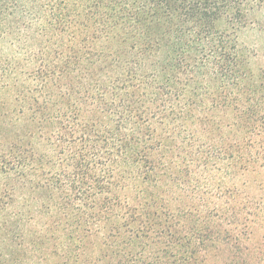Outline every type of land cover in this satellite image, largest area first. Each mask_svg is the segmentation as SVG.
<instances>
[{
  "label": "trees",
  "instance_id": "trees-1",
  "mask_svg": "<svg viewBox=\"0 0 264 264\" xmlns=\"http://www.w3.org/2000/svg\"><path fill=\"white\" fill-rule=\"evenodd\" d=\"M114 2L0 0V264H264V0Z\"/></svg>",
  "mask_w": 264,
  "mask_h": 264
},
{
  "label": "rangeland",
  "instance_id": "rangeland-1",
  "mask_svg": "<svg viewBox=\"0 0 264 264\" xmlns=\"http://www.w3.org/2000/svg\"><path fill=\"white\" fill-rule=\"evenodd\" d=\"M72 3L79 4V13L75 17L76 20L81 22H90L94 17L100 16L101 22H107L113 28L110 29L111 33L123 36L132 32L129 29L131 24H139L145 26L150 24L151 21H157L159 25H165L166 20L158 11L152 9H136V7L129 3L125 7H120L114 0H69ZM259 19L264 20V11L258 14ZM103 22V23H104ZM155 25V23H154ZM245 41L250 42L251 39L260 38L259 41L264 43V32L255 33L249 32L243 36ZM259 60L264 63V48L261 51Z\"/></svg>",
  "mask_w": 264,
  "mask_h": 264
}]
</instances>
